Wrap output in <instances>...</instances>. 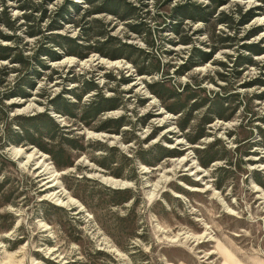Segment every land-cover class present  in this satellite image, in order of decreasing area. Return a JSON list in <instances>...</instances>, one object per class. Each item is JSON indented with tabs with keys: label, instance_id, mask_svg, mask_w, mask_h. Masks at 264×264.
I'll use <instances>...</instances> for the list:
<instances>
[{
	"label": "rangeland",
	"instance_id": "rangeland-1",
	"mask_svg": "<svg viewBox=\"0 0 264 264\" xmlns=\"http://www.w3.org/2000/svg\"><path fill=\"white\" fill-rule=\"evenodd\" d=\"M73 1L0 0V43L29 55L28 63L0 57V264H264V49L244 45L264 46V0H222L206 20L186 15L212 0H110L117 13L90 14L99 0ZM220 11L230 18L219 20ZM137 22L147 28L135 31ZM197 47L210 57L184 69ZM84 79L117 104L81 112L93 98L81 92ZM156 79L178 99L214 101L192 112L188 130L204 132L197 142L184 138L181 113L164 107L174 97L150 90ZM55 94L74 102L70 112L53 108ZM38 112L56 121L53 140L61 133L81 143L69 148L70 164L27 139L22 126H37ZM214 138L223 158L203 166L192 145ZM156 142L174 153L149 164ZM113 187L131 196L113 203Z\"/></svg>",
	"mask_w": 264,
	"mask_h": 264
},
{
	"label": "trees",
	"instance_id": "trees-1",
	"mask_svg": "<svg viewBox=\"0 0 264 264\" xmlns=\"http://www.w3.org/2000/svg\"><path fill=\"white\" fill-rule=\"evenodd\" d=\"M85 1L90 4L94 0H85ZM221 1L222 0H212V4L210 3V5L201 4L200 2H195V4H193L194 9H195V15H190L191 13H189L186 16H189L195 20L196 19L206 20L207 16H210V14L212 12H214L215 7ZM117 2H118V5L130 3L129 1H126V0H118ZM68 3L70 5H76L75 1H73V0H68ZM108 3H110V0H99L97 2V4L95 6H93V8L86 9L87 10L86 14H90V13H93V11H98V10H106V11H111V12L117 13L116 9H112L109 6H107ZM24 6H25V4H22V7H24ZM208 6H210V7H208ZM63 7H64V5H63ZM131 7L135 8L133 4H131ZM183 7L188 8V6H186V4L183 3L179 6H174V9L181 12L183 10ZM25 8L29 9L30 7L25 6ZM250 14H251L250 9L240 12L239 22L247 20V18L250 16ZM24 15L28 19L30 13H25ZM126 16H127V13H123L120 17L123 18ZM217 18H219V20H222L225 22V21H227V19L230 18V14H227V12L224 13L223 11H220ZM2 23H3V25L11 26V24L8 21L7 15H6L5 20L2 21ZM141 23H143V22L134 23L133 25H131V27L135 31H144V28H147V27H145ZM173 29H176V28H173ZM255 31H256V28H253L250 30V32H252V33H255ZM145 32H147V30ZM27 33L35 34V32L33 30H29V31H27ZM96 34H103V31H98ZM95 40H97V39H95ZM91 41H94V40H91ZM78 43L79 42H77V44ZM123 43H127V42L123 41ZM85 45L87 46V48L99 50L98 47L92 46V45H94L93 42H89V43L87 42V43H85ZM127 45L130 46V43H127ZM244 45L247 49H249L250 51H254V52L255 51H262L264 49L263 48L264 46H260L257 43H255V44L249 43V44H244ZM11 49H12V47H10L8 45H2L0 43V57L6 58L7 56H10L9 58H11V60H13V61H17L19 63H21V62H27L28 63L29 55L25 54L24 52H22L20 50L10 51ZM196 50H197L196 51L197 59L193 60V61L186 62L185 66L183 67L184 69L189 68L190 66H192L193 64H195L197 62H201V61L208 59L211 55V51H207V50H204V49H201L198 47ZM42 53L48 55L49 57L53 56V50H51V49L50 50L44 49ZM73 53L77 54L78 56L85 55L81 51L80 52L73 51ZM118 53H121V52H118ZM124 54L122 52V54H120V55H124ZM126 55L127 54H125V56ZM242 59L243 60H241V61H249L250 60L248 55H242ZM38 61H39V59H38ZM156 68H158V67H156ZM137 71L138 72H144V71H148V70L145 68L139 67V69ZM83 83H84V85L82 86L81 92L93 90V93H92L93 98L90 99L88 102H86V104L84 105V108L81 111V112H84V114L89 113V115L91 117H94V116H96L97 113H99L100 110L111 108L112 106H115L117 104L115 97L111 94L110 95H104L101 92L100 87L98 86V84L95 81H89V80L87 81L84 79ZM28 85H30V83H28ZM148 85H149L150 90L153 93L155 92V94L158 96H162L161 95L162 92H165L166 95H168V97L169 96L174 97L168 103H164L163 104L164 107L167 110H172L174 112H180L181 113L180 119L177 122V124L179 125L180 129L185 130V131H183L184 138H186L191 143L197 142L199 140V136L204 134V132H202L200 130L199 131H189L188 130L187 127L189 126V120L193 116L192 112H193V110H195V108H198L200 105H204V104L210 103V102L213 103L214 101H212L209 98H203V99L197 100L194 97V95H192L191 92L185 93L184 97H182L181 99H178L177 98L178 91L175 90L174 88H172L171 85L168 84L166 82V80H164V79H156V80H154V82H151ZM75 96L79 97V94H75ZM187 100H189V101L187 102ZM50 102L53 104V108L56 111H59L62 113L70 112L69 106L74 104V102L71 99L63 98L59 94H55L50 99ZM213 108L214 109L211 111L214 112L216 115H218L220 117L224 116L221 112V109H218V107H213ZM16 117H18V116H16ZM30 118H37L39 120V123L37 124V126L35 125L33 128H30V129H27L28 126H25V125L22 126V129H24V133L27 135V139L29 140V142L34 143L36 146H38V147L42 148L44 151H46L58 166H66V165L70 164L71 163V153L69 151V148H71V147L79 148V146H81V143L75 142V139H76L75 136H69V135L66 136V135L59 133V135H60L59 138H57L56 140H53L54 137H56V136H54L55 135L54 130L56 129L55 127H57V123L53 119V117L48 115L46 112H38V113H36V115L31 116ZM210 119H211V117L206 116V113H205L203 121L207 122ZM18 122L21 123L20 121H18ZM121 123H122V120L120 119V117H117V122L114 124L115 127L113 129L118 130L119 125ZM97 126H98V128L108 129L103 123H100ZM259 131H260L261 136H263V138H264V129H259ZM34 133L37 135V137L38 136L47 137L48 141H42L39 138L36 140L33 136ZM218 140H219L218 138H214L213 140L207 141L203 145H200V147L196 146V145H192V149H193L194 153L196 154L197 162L199 164L206 166L211 161L215 160V158H219V157L223 158V155L216 152L217 151L216 144H217ZM258 142H260V144L264 148V140H258L257 143ZM148 148H149V150L150 149L154 150V152H153L154 155H152L153 160L151 162L149 160H147L146 158L144 160L145 162H147L149 164H153L154 162H156V160L160 159L161 157H163L165 155H171L172 153H174L173 148H171V149L166 148L165 146H163L157 142L155 144L150 145ZM99 163H101L102 165L105 164L103 161H99ZM111 172L116 174V175H119L121 173L119 169H113ZM252 173H253V179L259 183L260 180H258L257 177H255V173H257V171L253 170ZM216 185L220 186V183H216ZM110 191L112 193L115 192L118 194V197L114 198L113 203L125 201L128 199V197L131 196L129 187L128 188L113 187L112 189L110 188Z\"/></svg>",
	"mask_w": 264,
	"mask_h": 264
}]
</instances>
